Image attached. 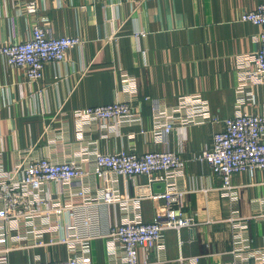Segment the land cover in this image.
<instances>
[{"label":"crops","instance_id":"0c3cea01","mask_svg":"<svg viewBox=\"0 0 264 264\" xmlns=\"http://www.w3.org/2000/svg\"><path fill=\"white\" fill-rule=\"evenodd\" d=\"M260 3L264 0H37L38 13L28 15L20 0H0V46L28 41L35 23L47 26L56 37L83 41L67 52L63 63L45 65L40 82L29 81L23 69L0 60V170H12L14 155L27 149L57 161H80L87 169L92 166L85 161L96 152L117 153L131 144L140 154L174 151L185 161L177 180L187 191L182 199L185 212L200 225L180 234L168 231L161 250L140 247V262L264 264V259L249 254L264 249V223L256 218L264 215V170L233 177L238 200L234 208L221 193L220 179L199 160L223 129L222 122L179 126L162 143L156 141L153 124L156 106H176L180 98L194 94L220 121L241 112H264L263 85H255L250 96L239 91L240 60L259 51L262 32L260 26L242 22L241 16ZM135 93L138 101L132 106L139 126L106 123L107 129L94 126L90 139H81V126L61 118ZM156 183L162 182L150 184L144 175L117 177L109 184L91 179L96 190L86 194L75 219L67 211L60 225L64 235L92 237L84 264H114L102 236L109 226L150 223L165 215V192L154 188ZM79 187L50 183L46 192L63 201L68 191L75 193ZM110 195L112 201L105 202ZM235 209L249 224L242 240L231 226ZM86 217L91 223L85 228ZM68 256L65 246L52 245L13 251L9 259L10 264H29L35 258L59 261Z\"/></svg>","mask_w":264,"mask_h":264},{"label":"built area","instance_id":"2783aa9c","mask_svg":"<svg viewBox=\"0 0 264 264\" xmlns=\"http://www.w3.org/2000/svg\"><path fill=\"white\" fill-rule=\"evenodd\" d=\"M20 1L26 14L38 13L37 0ZM241 21L262 28L259 51L243 57L239 65V91L243 95L247 92L250 96L255 85L264 86V3H260L252 11L243 13ZM82 44L80 38L56 37L47 26L35 23L32 37L28 41L0 46V60L8 66L23 69L29 81L40 82L45 65L63 63L67 52ZM127 86L131 89L134 87L130 82ZM137 101L135 93L126 100H118L106 106L63 113L61 118L64 122L72 118L81 126V139H90L91 133L96 130L94 126L107 129L106 123L113 122L114 127L139 126L140 118L133 113L132 106ZM218 122H222L223 129L214 134L212 147L202 151L199 160L211 167L213 174L221 181L222 195L230 198L233 207L237 208L233 177L239 173L264 170V112H241L220 121L211 117L208 104L197 94L180 98L176 106L159 104L153 111L154 134L159 143L179 126ZM49 132L52 133V129ZM85 162L92 167L84 168L82 162L72 159L57 161L42 157L34 149H27L14 155L12 170H0V264H10L9 255L13 251L52 245L65 246L69 256L59 261L35 258L29 264H84L89 255L88 246L92 237L64 235L60 232V225L61 218L67 211L75 219V211L84 204L86 194L96 190L97 187L91 186V179L94 177L109 184L117 177L132 179L144 175L149 178L150 184L164 182L167 186L162 195L166 205L164 216L150 223L124 221L109 226L102 235L107 241L114 264H143L139 260L140 247L161 250L168 231L180 234L183 229L193 230L200 225L194 217L185 212L182 199L187 191L177 185V180L185 171V161L174 151L140 154L136 145L131 144L117 153L96 152ZM50 183L69 186L77 183L80 187L75 193L68 191L61 201L54 200L47 194L46 186ZM111 201L110 195L105 202ZM256 218L264 223V215ZM230 221L236 239L242 240L241 235L249 228L248 221L241 218L236 209ZM82 223L85 228L88 227L91 217L84 218ZM46 235H49L47 240ZM249 254L255 259H264V249Z\"/></svg>","mask_w":264,"mask_h":264},{"label":"water","instance_id":"95a60500","mask_svg":"<svg viewBox=\"0 0 264 264\" xmlns=\"http://www.w3.org/2000/svg\"><path fill=\"white\" fill-rule=\"evenodd\" d=\"M156 187H160V188H162V191H161V192H163V193H164L165 190H166V184H165L164 182L154 184V188H156Z\"/></svg>","mask_w":264,"mask_h":264}]
</instances>
